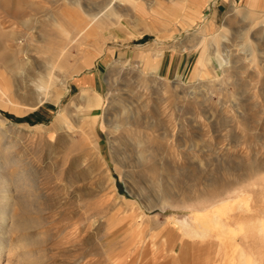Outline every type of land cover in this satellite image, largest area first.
I'll return each instance as SVG.
<instances>
[{
  "label": "rangeland",
  "instance_id": "rangeland-1",
  "mask_svg": "<svg viewBox=\"0 0 264 264\" xmlns=\"http://www.w3.org/2000/svg\"><path fill=\"white\" fill-rule=\"evenodd\" d=\"M188 1L0 0V264H264V0Z\"/></svg>",
  "mask_w": 264,
  "mask_h": 264
},
{
  "label": "bare ground",
  "instance_id": "bare-ground-1",
  "mask_svg": "<svg viewBox=\"0 0 264 264\" xmlns=\"http://www.w3.org/2000/svg\"><path fill=\"white\" fill-rule=\"evenodd\" d=\"M186 5H189V7H190V9H191V11L193 12V14H195V15H198V16H200V13H201V7H199L200 6V1L199 0H189L187 3H186ZM10 36H12V34H10V35H8V37H10ZM157 68H158V66H157V64H153V65H151V66H149V69L150 70H152V71H157ZM50 78L48 79V81L46 80V82H48V85H44V87L43 88H46V91H48V88L51 86V82H50ZM54 82V81H53ZM55 83V82H54ZM54 83H53V85H54ZM49 93V92H48ZM47 94V93H46ZM46 94H43L44 95V97H46L47 98V95ZM93 103V102H92ZM94 104V105H93ZM91 106L93 107L92 109L94 110L95 109V106L97 105V103H93ZM92 116L93 115H91V118H92ZM95 116V115H94ZM0 187L3 189V193H5V195L2 197V199L3 200H5V212L2 214V222H3V228L5 227L4 225H6L7 226V224L9 223V221H10V223H11V219H14L15 218V215L14 214H8L7 212H10V208L12 207V204H13V197L8 193L9 192V190H8V182L6 181V180H2V179H0ZM15 204V203H14ZM12 209H14L13 207H12ZM13 211V210H12ZM20 217V216H19ZM22 217V216H21ZM246 218V217H245ZM16 222H18V221H16ZM20 222V221H19ZM15 223V222H14ZM15 224H18V223H15ZM14 224V225H15ZM1 230H2V228H1ZM0 230V231H1ZM6 230V229H5ZM5 230L3 229L1 232H5ZM7 230H8V227H7ZM7 232V231H6ZM3 235H6V233L5 234H3ZM2 250H3V248H2ZM2 250L0 249V263H1V260L3 259L2 258Z\"/></svg>",
  "mask_w": 264,
  "mask_h": 264
}]
</instances>
